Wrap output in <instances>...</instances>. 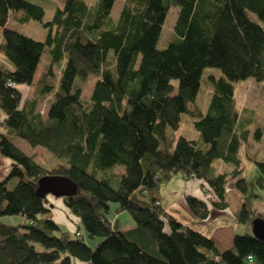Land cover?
<instances>
[{
    "label": "trees",
    "instance_id": "16d2710c",
    "mask_svg": "<svg viewBox=\"0 0 264 264\" xmlns=\"http://www.w3.org/2000/svg\"><path fill=\"white\" fill-rule=\"evenodd\" d=\"M63 1L44 22L40 3L0 0V153L12 161L0 180V215L23 219L0 222V264H264V242L252 233L236 232L225 248L184 225L160 196L177 174L203 180L215 194L213 203L194 194L184 200L196 218L207 220L212 208L229 207L232 182L243 197L234 218L251 225L264 217L247 197L238 152L251 132L235 98L236 82L264 81V0H125L117 19L116 0ZM174 6L175 39L159 49ZM11 18L41 21L45 39L10 28ZM207 67L222 75H210L207 108L192 109ZM91 75L97 80L85 99ZM20 86H34L32 97ZM40 100L48 101L46 116L38 110ZM185 112L194 116L199 136H180L171 150L169 130L179 128ZM261 133L257 129V139ZM14 136L58 160L46 167L17 146ZM251 160L264 177V160L257 154ZM116 165H124L125 173L114 172ZM48 174L77 184L75 194L62 198L79 220L80 235H59L51 194L37 193L39 179ZM112 203L116 212L131 215L132 225L113 226ZM86 236L101 239L93 247Z\"/></svg>",
    "mask_w": 264,
    "mask_h": 264
},
{
    "label": "rangeland",
    "instance_id": "374dc122",
    "mask_svg": "<svg viewBox=\"0 0 264 264\" xmlns=\"http://www.w3.org/2000/svg\"><path fill=\"white\" fill-rule=\"evenodd\" d=\"M30 1L40 3L44 7L45 9V16L43 19L44 22L51 20L55 10L58 7H63L64 5L63 0H30ZM86 1L88 3H94L96 0H86ZM124 3L125 0H116L113 7V15L116 19L119 17V13ZM178 12H179V7L174 6L170 9L169 13L167 14L157 44L159 49H164L165 47H167L170 41L175 39L174 24L177 19ZM251 16L254 20H257V16L255 14L251 13ZM8 25L10 28L16 29L21 33L31 36L35 39L38 40L45 39L46 29L43 27L41 21L31 20L29 23H20L11 18L9 20ZM1 40L2 37L0 35V41ZM46 61H47V56L44 54L42 56L41 63L38 67V73L41 71V68L44 66ZM62 67H65V64H63ZM62 67L55 68V75L58 79L63 78ZM210 75L219 77L220 75H222V71L219 68H215V67L205 68L201 78L200 90L195 99V103L191 104L192 109H195L197 106L200 107L201 109L207 108L212 95L211 94L212 82L210 79ZM96 80L97 77L95 75H91L88 81L86 82V84L84 85L82 94L85 99H88L90 97ZM174 83L177 84V81L174 80ZM235 84H236L235 98H236L237 108L240 112V115H242L241 122L244 121L245 119L246 120L245 126L248 127L251 132L247 142L246 141L242 142L238 152V156L242 161L241 167L244 169L243 175H245V177L248 179L247 197L252 201L254 207L258 211H264V185L261 186L258 183V179H261L262 182L264 183V177L262 173L259 171L257 165L251 160V158H254L256 154L258 155L259 159L264 160V81L257 82L254 79H247V80L238 81ZM48 106L49 104L47 100H41V102L38 104V110L41 111L42 114L46 116L48 112L47 108H49ZM2 117H3V112L0 108V118ZM193 120H194V116L190 112H185L182 114L179 128L177 130H169V133L173 139V145L170 147L171 150L174 148L175 143L180 136H185L190 139L198 138L199 131L194 127ZM240 125L242 126V123ZM259 128L262 131V133L260 135V138L257 139L255 133ZM20 140L22 143L17 140L16 144L27 154L33 153L35 155V160L41 161L46 167L52 166L53 163H55L58 160L52 153L50 152L48 153V151H46L43 147L34 148L26 140L22 138H20ZM113 171L117 173H125V166L116 165L113 168ZM184 179L185 178H183L180 174H177L169 182H167L162 186L160 190V196L163 200V203L167 207H170L169 205L175 202L176 199H179L182 196L183 192H185L187 181ZM14 184L10 185V187L12 188ZM227 189L229 193L228 200L232 209L223 211L222 212L224 213L223 217H219V218L213 217L212 219L206 221L202 219H198L196 217H191L192 215L191 216L187 215V213H185V211L181 209L180 207L181 205H179L180 204L179 202L170 209L171 211L173 210L177 216L179 215V217L185 223H188L190 225L191 224L190 221H192L193 224L191 225L193 227L200 229L208 234H213L214 231H216V229L218 228L219 229L217 231H220V228L223 227L225 224L227 225V223H229L230 227L232 228V231H238L239 233H252L251 225L238 222L233 216L234 209H236L240 205L243 199L242 195L238 191L234 190L232 186V182H229ZM198 194L201 196V192H198ZM211 201L213 203V200L209 199L210 203ZM111 205H112L111 217L112 220L114 221L113 222L114 227H129L130 225H132L133 219L127 211H122L118 213L115 210L116 203H112ZM50 215L51 217H57V220L61 218L59 217L60 216L59 213L57 214L55 213V211L50 212ZM69 217H71L69 220L72 219L77 220V218L73 217V215L71 216L69 215ZM193 220H197V221H193ZM226 220L229 221H227L226 223ZM22 221L23 219L20 217V215H0V222L16 224ZM75 225H76L75 227V232H76L78 230L77 223ZM70 230H68L66 226H62V230L60 231L59 235L63 238L71 237L73 235L70 233L71 232ZM81 231L83 234H85V229L83 227L81 228ZM220 234L221 232L219 233V235ZM100 239L101 238L98 237L92 239L86 236L84 240L94 247ZM230 246L231 245L227 244L225 248H228ZM36 248L42 249V246L36 244Z\"/></svg>",
    "mask_w": 264,
    "mask_h": 264
},
{
    "label": "crops",
    "instance_id": "0c3cea01",
    "mask_svg": "<svg viewBox=\"0 0 264 264\" xmlns=\"http://www.w3.org/2000/svg\"><path fill=\"white\" fill-rule=\"evenodd\" d=\"M1 32H2V27L0 26V35H1ZM1 61H4L2 60V55L0 54V62ZM42 69V68H41ZM37 73H38V69H37ZM38 78H36L35 80L37 81ZM21 90L24 92H26V97L28 98H31L32 95H33V92H34V86H20ZM29 93V95H28ZM41 102V100L39 101V103ZM38 103V104H39ZM49 107V106H48ZM49 109V108H47ZM1 119V118H0ZM17 140L21 142L20 140V137H17V136H14L12 138V141L16 144L17 143ZM22 143V142H21ZM17 145V144H16ZM18 146V145H17ZM37 147H40V146H37ZM37 147H34V148H37ZM29 155H31L34 159H35V155L33 153H28ZM51 155V154H50ZM52 157V156H50ZM39 163H42L41 161H37ZM11 159L2 155L0 153V180L3 179L4 177H6V175L8 174L9 172V169H10V166H11ZM43 164V163H42ZM187 181V184H186V190L185 192H183L182 196L179 198V199H176L175 202H173L171 205H169L170 207H167L164 203H163V200L161 198V203L162 205L168 210L170 211L173 215H175V217H177L179 219V221H181L184 225H187L189 227H193L191 224H193L192 221H190V225L188 223H185L180 217L179 215L177 216L175 214V212L170 208H172L173 206H175L176 204H178V202L180 203L179 205H181V209H183L185 211V213H187V215L191 216V217H195L193 216V214L188 210L187 206H186V203H185V200H184V196L185 194H194L196 196H200L198 194V192H205L207 191L208 187H207V184L203 181V180H200V179H184ZM206 184V186H205ZM203 185V187H202ZM201 186V187H200ZM201 192V194H202ZM197 193V194H196ZM49 201L51 203V207H50V212H53L55 211V213H59V220H57V217H53V219H55L60 225L61 227L62 226H66L68 230H70L71 228V234L73 235L74 232H75V227H76V223L79 222V220H69L71 217H69V215L71 216V214L69 213V209L67 208V206L65 205L64 203V200L63 198H59V197H56V196H53V195H50L49 196ZM230 210L232 209L231 208V205L229 203V207L227 209H224V210H221V209H216V208H213L211 210V213H210V217L207 219H212L213 217L214 218H219V217H223L224 216V213H222L223 211L225 210ZM221 212V213H220ZM214 214V215H213ZM213 215V216H212ZM21 217V216H20ZM74 217V216H73ZM22 218V217H21ZM193 221H197V220H193ZM206 221V220H205ZM227 221L229 220H226V223ZM237 221V220H236ZM114 222V221H113ZM195 228V227H193ZM197 229V228H196ZM219 229V228H218ZM218 229H216V231H214L213 234H208L212 237H214L223 247H225L227 244L228 245H231L230 243H232V239H233V236L236 232L238 231H232V228L230 227L229 223H227V225L225 224L223 227L220 228V231H217ZM200 230V229H199ZM202 231V230H201ZM203 232V231H202ZM221 232V234L219 235V233ZM205 233V232H204ZM225 236V237H224ZM224 238V239H223ZM226 244V245H225Z\"/></svg>",
    "mask_w": 264,
    "mask_h": 264
},
{
    "label": "water",
    "instance_id": "95a60500",
    "mask_svg": "<svg viewBox=\"0 0 264 264\" xmlns=\"http://www.w3.org/2000/svg\"><path fill=\"white\" fill-rule=\"evenodd\" d=\"M77 184L63 175L48 174L38 181L37 193L40 196L51 194L56 197H67L77 191ZM252 234L264 242V217L258 216L251 222Z\"/></svg>",
    "mask_w": 264,
    "mask_h": 264
},
{
    "label": "built area",
    "instance_id": "2783aa9c",
    "mask_svg": "<svg viewBox=\"0 0 264 264\" xmlns=\"http://www.w3.org/2000/svg\"><path fill=\"white\" fill-rule=\"evenodd\" d=\"M208 187V186H207ZM201 196L208 202H209V199L211 200H214L215 199V194L213 193V191L208 187L206 193L205 192H202ZM76 234L80 235L79 231L77 230L76 231ZM252 258H250L251 260Z\"/></svg>",
    "mask_w": 264,
    "mask_h": 264
}]
</instances>
